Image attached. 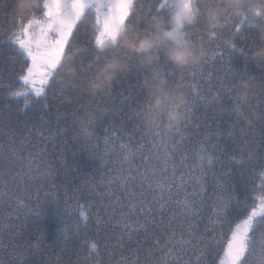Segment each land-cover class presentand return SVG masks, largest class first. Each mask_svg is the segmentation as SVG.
<instances>
[{
    "label": "snow or ice",
    "instance_id": "1",
    "mask_svg": "<svg viewBox=\"0 0 264 264\" xmlns=\"http://www.w3.org/2000/svg\"><path fill=\"white\" fill-rule=\"evenodd\" d=\"M221 3L43 0L21 11L15 0L11 20L0 29V65L7 62L10 71L18 65L21 89L13 90L3 79L0 86L39 114L21 120V130L0 109V216L5 221L0 226V264H63L64 255H71L81 239L87 264H264V63L254 62L258 76L248 71L252 53L264 47V0H245L239 5L243 14L236 11L238 5L224 4L217 17L213 10ZM173 13L192 15L195 22L173 25ZM204 33L207 42L194 39ZM157 34L167 43L147 58L120 42ZM81 38L84 51L71 56L76 70L69 75L65 58ZM173 41L188 43L200 58L183 68L170 63L165 49ZM236 55L244 60L239 72L232 63ZM115 62L120 65L116 79L97 88L101 70ZM210 63L221 65L215 81L213 72L205 74ZM133 74L144 77L147 94L142 98L132 91ZM243 79L253 83L246 96L239 87ZM125 84L127 94L121 87ZM165 90L170 97L163 110L154 109L153 100ZM85 99L87 109L81 114ZM202 108L205 119L200 121ZM171 111L179 112L183 122L168 131L163 122ZM69 122L82 125L89 160L99 162L87 173L66 158ZM98 126L102 134L95 131ZM142 126L150 131L137 139ZM190 126L194 132H187ZM192 135L194 146L187 142ZM164 138L169 141L166 150L161 147ZM37 154L49 158L39 175L31 168ZM117 164L119 173L113 174ZM99 169L106 171L97 183L84 179L83 188L74 183L78 177L71 173L87 176ZM72 200L78 215L69 228L65 217L72 216ZM46 205L55 206L63 225L47 245L39 223ZM29 216L36 218L35 232L25 236ZM13 219L21 222L13 224ZM225 227L226 242L220 243L217 232Z\"/></svg>",
    "mask_w": 264,
    "mask_h": 264
},
{
    "label": "trees",
    "instance_id": "2",
    "mask_svg": "<svg viewBox=\"0 0 264 264\" xmlns=\"http://www.w3.org/2000/svg\"><path fill=\"white\" fill-rule=\"evenodd\" d=\"M14 3H15V0H0V29L6 27L9 23V21L11 20V18L13 16L12 8H13ZM36 3L43 4V0H36ZM37 18H39V15H37ZM15 19H16L17 24H19L21 22L19 16H16ZM93 21H94V17L92 19H90L89 27L91 26V23ZM203 26H204V21L201 22V28H203ZM194 39L198 42H207L208 36L206 33H204L200 36L194 37ZM83 47H84L83 39L82 38L78 39L76 42V47L65 58V64H66L65 72L68 73L69 75L74 73L76 70L75 66L72 64L71 56H73V55L80 56L81 53L84 51L82 49ZM232 63H233L234 69H236L238 72L244 70V60L239 55H236L233 57ZM14 67H15V70L10 71L7 62L0 65V79H3L5 84H13L14 85L13 90H20L21 86L17 80L18 65L14 66ZM220 67H221V65L219 63H216V64L210 63L209 66L205 69V74H207V72H209V71L213 72V81H215V76L221 74V73L217 72V69ZM248 71L251 72L253 75H257V76L259 75V71L256 69L254 62L251 60L248 61ZM197 79L199 80V77ZM130 81L133 85H135V88H133V90H132L135 97L142 98L144 95L147 94L144 91L146 86L144 85V77L143 76H136L135 74H133V76L130 77ZM196 82L197 81H192V83H196ZM121 87L124 90L125 94H127L128 85L125 84V85H122ZM204 87L206 88L207 85H204ZM137 90H139V91H137ZM208 102H209V104L211 103V95L210 94L208 95ZM6 105L8 107H5ZM87 105H88V100L85 99L83 106H81V108H82L81 114H83V111L87 109ZM132 106H133V108H135V100L133 101ZM0 109L8 111L10 114V117H11L12 125L13 126L19 125L21 130H24V126L22 124H20L21 120H24L27 117L35 118L39 114V112L37 110H34L32 108H25L22 97L10 98L7 88L3 87V86H0ZM208 111H209V113L211 112L210 107H209ZM132 114H133V116H135V112H133ZM97 115H99V114H97ZM198 116H199L200 121H203L205 119L203 108L201 109L200 113H198ZM69 123H70V128H69V132H68L69 144H68V149L66 150V158H67L69 164H73L75 162L79 166L80 172L87 173L88 170L93 165L98 166L99 162L89 160V151L87 149V145L89 142L86 141L84 137L78 138L76 135L77 132L82 128V125H80L79 123H76V124H71V122H69ZM132 126L133 125L130 122L128 124V128L131 129ZM222 127L225 130H227L228 125L224 124V125H222ZM95 131L102 134L103 133V127L98 126L95 129ZM144 131H145V127L142 126L140 128L139 132L136 134L137 139L139 138V136L144 134ZM194 131H195L194 126H190L187 129V132H194ZM201 131H203V129H201ZM236 131H237V133H239V127L236 129ZM74 136L76 137L75 140L73 139ZM196 139L197 138L195 135L188 136L187 142L190 145L194 146L196 143ZM57 140L59 141V138H57ZM32 142L39 147L40 141L38 139L33 138ZM99 144H100L101 149H102L103 148V140L102 139L99 141ZM30 150L31 151H37V149H30ZM73 153H75V155H73ZM25 155H27V154L25 153ZM48 159L49 158L47 157V155L41 156V155L37 154L35 156L33 162L31 163V168H32L33 172L37 175L41 174L46 167V162L48 161ZM137 160H139V154L137 155ZM28 166H29L28 162H25L24 167L27 168ZM115 167H116V172H114L113 174H118L119 173V167H120L119 164H117ZM102 171H106V170L105 169H99L98 171L94 172L93 174L87 175V176H79L78 173H76V172L71 173V175L78 177L74 181V183L81 185V187L83 188L84 186L82 184V181L84 179H88L92 183H97L100 180V173ZM62 179H63V177L60 176L56 181L57 184H59ZM239 179H240L239 175L237 174L236 180L238 182H239ZM256 183H259V181L257 180ZM71 188H72V185H69V195H72ZM59 191H60L61 198L63 200V191L64 190L60 189ZM98 191H103V188L102 187L99 188ZM118 194L122 195V193H119V191H118ZM18 195L23 196V193H19ZM93 199H98V197L94 196ZM75 203H76L75 200H72L70 202L69 211L72 212V216L71 217H67V216L65 217V219L67 220L69 228H73L76 217L78 215V212L74 211V209L72 207L73 205H75ZM80 203L82 205H84V204H86V200L80 199ZM82 210L86 213L89 211V209L87 207H84ZM125 210H126V208H125ZM92 211L94 212L95 209L93 208ZM118 211H119V206H118ZM35 219L36 218L32 217V216L28 217V219H27L28 227H26L23 230L25 236H28L29 234H32L35 232V225L33 224V221ZM4 222L5 221L3 220L2 216H0V226H2L4 224ZM11 222L13 224H19L21 221L13 219ZM39 223L44 228L45 232L47 233V237H46L45 242H44L45 245H47L49 242H51L53 240L55 229L58 226H63V225H59L60 216H59L55 206H52V205H48V206L46 205V211H45L44 215L40 218ZM89 223H90V230L88 231L87 235L91 239L94 237L95 217H93L92 220L89 221ZM226 233H227V227H225L223 230H218L217 239L220 241V243L226 242V238H227ZM102 243H103V241H101V244ZM82 244H83V240L81 239V241L77 244L76 249L74 250V252L71 255H64L63 264H68L69 260L71 261V264H77V261H79L80 264H87V248L81 247ZM56 251L59 252L58 247L56 248ZM3 257H4V253L2 251H0V258H3ZM52 259L55 260V257L53 256Z\"/></svg>",
    "mask_w": 264,
    "mask_h": 264
},
{
    "label": "clouds",
    "instance_id": "3",
    "mask_svg": "<svg viewBox=\"0 0 264 264\" xmlns=\"http://www.w3.org/2000/svg\"><path fill=\"white\" fill-rule=\"evenodd\" d=\"M245 0H222L221 5H218L214 8L213 12L215 16H220L224 13L225 8L224 4H236L238 7L236 11L240 14H243L244 9L239 7ZM36 4V0H17V8L21 11L29 9ZM169 22L173 25L182 24L185 27L190 26L195 22L194 17L192 15H185L181 17H177L174 13L169 17ZM121 44L128 48L130 51L136 53V55H143L145 58L148 57V54L152 52L154 49H158L164 47L167 43L166 37L163 34H157L154 36L145 37L142 40L135 42L128 39L121 38ZM165 54L168 57L170 63L176 65L178 68H183L189 63H193L197 61L200 57L196 51L192 49V47L186 42H171L170 46L166 47ZM251 59L253 62L264 63V47H260L256 51L252 53ZM120 69L119 62H115L111 66H105L104 69L101 70L102 79L98 81L96 87L102 88L109 84H111L116 79V74ZM169 75H172V70H169ZM239 87L242 95H248L252 91L253 83L249 79H243L239 82ZM170 97V93L165 90L160 95L153 100L152 107L154 109L163 110L165 102ZM182 116L177 111H171L167 114L164 122L163 128L165 130L171 131L175 128L179 127L182 124ZM150 131L148 127H145L144 134H147ZM77 137L84 136V130L81 128L77 132ZM169 141L167 138H164L161 143L162 150H166Z\"/></svg>",
    "mask_w": 264,
    "mask_h": 264
},
{
    "label": "rangeland",
    "instance_id": "4",
    "mask_svg": "<svg viewBox=\"0 0 264 264\" xmlns=\"http://www.w3.org/2000/svg\"><path fill=\"white\" fill-rule=\"evenodd\" d=\"M40 18V17H39ZM39 18H37V19H39Z\"/></svg>",
    "mask_w": 264,
    "mask_h": 264
}]
</instances>
